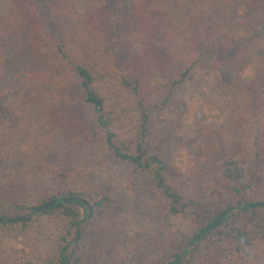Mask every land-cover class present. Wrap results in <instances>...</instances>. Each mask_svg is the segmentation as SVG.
<instances>
[{"label": "trees", "instance_id": "trees-1", "mask_svg": "<svg viewBox=\"0 0 264 264\" xmlns=\"http://www.w3.org/2000/svg\"><path fill=\"white\" fill-rule=\"evenodd\" d=\"M179 92L206 105L193 141ZM0 236L27 264H264V0H0Z\"/></svg>", "mask_w": 264, "mask_h": 264}, {"label": "rangeland", "instance_id": "rangeland-1", "mask_svg": "<svg viewBox=\"0 0 264 264\" xmlns=\"http://www.w3.org/2000/svg\"><path fill=\"white\" fill-rule=\"evenodd\" d=\"M87 2L92 6L94 5V0H87ZM3 9L7 10L8 6L3 5ZM249 12L247 8L240 7L235 12V20L237 22L244 21ZM245 82H249L254 77V73L251 71L246 72L243 76ZM217 74L208 72L206 70H197L195 77V84L203 91H208L209 88L216 84ZM161 81H158V84H161ZM177 101L179 106L171 108L167 117H177L180 113L185 114L188 118L187 122L184 124L182 129V134L186 136L189 141H193L197 136V130L201 119L207 115L206 105L204 100L200 96L189 95L183 92L177 93ZM108 111H115L114 102H109L107 104ZM137 115L128 114L120 115L117 120L116 131L119 134H126L136 123ZM172 165L175 172L181 177V179L190 177L197 170L194 165L193 156L190 152L185 149L173 157ZM126 166L122 163L112 164L107 171H98V175L103 177L105 180L109 178H114L119 180V182L126 186ZM193 219L192 213L188 212L183 215H179L175 218L174 223L176 226L181 228H187L191 220ZM144 228V225H133L132 227L125 228L122 231V235L125 240H135L137 235ZM30 242L26 239H9L0 236V252L2 253V259L0 256V264L4 263H13L16 264H27L24 258V251L30 249ZM128 256L127 249L125 245H119L118 249L113 253L114 259H120Z\"/></svg>", "mask_w": 264, "mask_h": 264}, {"label": "water", "instance_id": "water-1", "mask_svg": "<svg viewBox=\"0 0 264 264\" xmlns=\"http://www.w3.org/2000/svg\"><path fill=\"white\" fill-rule=\"evenodd\" d=\"M50 206H47V207H45V208H49Z\"/></svg>", "mask_w": 264, "mask_h": 264}]
</instances>
